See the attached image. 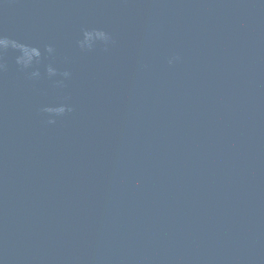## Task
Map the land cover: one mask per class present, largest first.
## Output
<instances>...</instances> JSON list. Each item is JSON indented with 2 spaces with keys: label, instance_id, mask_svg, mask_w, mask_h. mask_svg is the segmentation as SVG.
<instances>
[{
  "label": "water",
  "instance_id": "95a60500",
  "mask_svg": "<svg viewBox=\"0 0 264 264\" xmlns=\"http://www.w3.org/2000/svg\"><path fill=\"white\" fill-rule=\"evenodd\" d=\"M0 264H264V0H0Z\"/></svg>",
  "mask_w": 264,
  "mask_h": 264
}]
</instances>
